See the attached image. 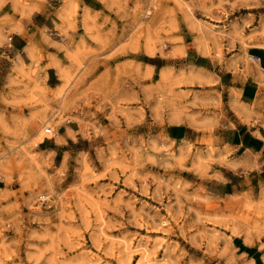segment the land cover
I'll list each match as a JSON object with an SVG mask.
<instances>
[{
  "label": "rangeland",
  "instance_id": "374dc122",
  "mask_svg": "<svg viewBox=\"0 0 264 264\" xmlns=\"http://www.w3.org/2000/svg\"><path fill=\"white\" fill-rule=\"evenodd\" d=\"M68 1L0 0V39ZM71 3L61 32L38 30L71 40L55 92L39 61L0 55V264H247L248 236L264 254V181L226 196L213 178L226 78L264 51V0ZM193 43L209 59L172 60ZM69 120L78 142L48 149Z\"/></svg>",
  "mask_w": 264,
  "mask_h": 264
},
{
  "label": "crops",
  "instance_id": "0c3cea01",
  "mask_svg": "<svg viewBox=\"0 0 264 264\" xmlns=\"http://www.w3.org/2000/svg\"><path fill=\"white\" fill-rule=\"evenodd\" d=\"M95 1L81 0V3L85 6H93ZM68 2L60 6L56 19L54 13H42L44 8L35 10L38 15L32 17L33 28H31L34 34L31 35L22 25H16L14 34L9 39H0L2 58L6 57L12 62L26 65L33 64V61L40 62V75L45 77L49 91L53 90L50 83L60 80L61 82L54 86V92L64 83L60 74L62 69L60 63L68 59L64 50L58 46L68 45L71 40L46 39L38 33V30H51L57 24L56 30L61 32V22L67 17L72 6V3ZM65 5H68L66 11L63 10ZM181 47L185 53L172 57V60H180L184 66H193L199 57L209 59V56L198 52L194 43L184 44ZM255 56L260 58L259 62H255L259 64L245 71L242 70L244 73L236 72L233 77L226 78L229 83L224 91L231 108L229 113L231 125L226 126L214 139V146H217L218 150L217 165L221 168H218L217 174L213 176L217 178L219 189L226 196L241 187L256 188L264 181V51H257ZM76 126L79 125L75 120L62 123L52 148L48 149L58 150L78 142ZM168 126L166 133L171 141L184 140L188 137L187 125L168 123ZM42 147L47 149L45 145ZM234 246L248 262L247 264H258V259L264 264L263 251L257 244H248L242 239L241 243ZM243 246L246 249L242 248Z\"/></svg>",
  "mask_w": 264,
  "mask_h": 264
},
{
  "label": "bare ground",
  "instance_id": "6f19581e",
  "mask_svg": "<svg viewBox=\"0 0 264 264\" xmlns=\"http://www.w3.org/2000/svg\"><path fill=\"white\" fill-rule=\"evenodd\" d=\"M68 3H69V2H68ZM70 3H71V0H70ZM69 5H70V4H69ZM0 6H1V5H0ZM67 6H68V5H65V6L63 7V10H65V9L67 8ZM69 7H70V6H69ZM35 10H37V11H38V10H43V7H42V6H34L30 11L32 12V11H35ZM65 11H66V10H65ZM22 12H23V11H22ZM67 12H68V11H67ZM61 16L63 17V15H61ZM18 30H19V29H18ZM18 30H17V31H18ZM200 45H201V44H200ZM199 48H200V47H199ZM204 48H205V47H204ZM31 49H32V48H31ZM208 49H209V48H208ZM32 50H33V49H32ZM32 50H31V51H32ZM179 51H180L179 55L182 54V53H185L182 47L180 48ZM151 52H152V51H151ZM30 53H31V52H30ZM31 56L34 57L33 54H31ZM180 56H181V55H180ZM248 58H249V60L251 61L252 58H253V56L250 55ZM259 61H260V60H259ZM259 61H257V62H259ZM256 64H259V63H256ZM22 73H23V72H22ZM238 231H239V230H238ZM240 231H241V230H240ZM242 235H243V234H242ZM239 236H240V235H239ZM247 236H248V235H247ZM245 241H246V243H248V244H253V243H254L253 240H252L251 238H249V236H248V238H246ZM230 244H231V243H230Z\"/></svg>",
  "mask_w": 264,
  "mask_h": 264
},
{
  "label": "built area",
  "instance_id": "2783aa9c",
  "mask_svg": "<svg viewBox=\"0 0 264 264\" xmlns=\"http://www.w3.org/2000/svg\"><path fill=\"white\" fill-rule=\"evenodd\" d=\"M259 60H260V58L254 55L251 61H252V63H255V62L259 61ZM46 134L51 136V137H54L53 130L51 128H48L46 130ZM48 200H49V198H48L47 195H42L40 197V201L43 202V203L48 202Z\"/></svg>",
  "mask_w": 264,
  "mask_h": 264
},
{
  "label": "trees",
  "instance_id": "16d2710c",
  "mask_svg": "<svg viewBox=\"0 0 264 264\" xmlns=\"http://www.w3.org/2000/svg\"><path fill=\"white\" fill-rule=\"evenodd\" d=\"M190 62H191V61H190ZM242 248L246 249V247H244V246H243ZM257 261H258V264H261L260 259H258Z\"/></svg>",
  "mask_w": 264,
  "mask_h": 264
}]
</instances>
